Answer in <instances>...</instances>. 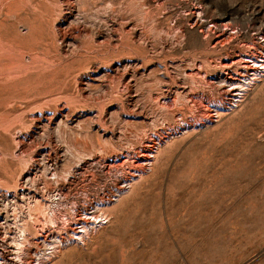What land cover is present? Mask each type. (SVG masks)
I'll list each match as a JSON object with an SVG mask.
<instances>
[{
	"label": "rangeland",
	"instance_id": "374dc122",
	"mask_svg": "<svg viewBox=\"0 0 264 264\" xmlns=\"http://www.w3.org/2000/svg\"><path fill=\"white\" fill-rule=\"evenodd\" d=\"M0 237V264H264V0H0Z\"/></svg>",
	"mask_w": 264,
	"mask_h": 264
},
{
	"label": "bare ground",
	"instance_id": "6f19581e",
	"mask_svg": "<svg viewBox=\"0 0 264 264\" xmlns=\"http://www.w3.org/2000/svg\"><path fill=\"white\" fill-rule=\"evenodd\" d=\"M152 1V0H151ZM157 1V0H156ZM157 3V2H156ZM140 16H141V14H140ZM214 32V31H213ZM229 41V40H228ZM223 44V43H222ZM250 46V45H249ZM251 47H253V46H251ZM254 48V47H253ZM250 50V49H249ZM251 51V50H250ZM244 53H246V52H244ZM248 53V52H247ZM253 53V52H252ZM250 55V54H249ZM237 56H241V54H238ZM244 56H246V55H244ZM253 56V55H252ZM255 57V56H254ZM254 60V59H253ZM241 61V60H240ZM234 62V61H233ZM225 63H227L226 61H225ZM225 63H224V65H223V67L225 66ZM233 64H236V63H233ZM241 64H243V63H241ZM244 65H246L245 63H244ZM229 67L231 66V65H228ZM228 66H226V67H228ZM194 68V67H193ZM236 69V68H235ZM238 70V69H237ZM254 71H257L258 70V68H254L253 69ZM240 71V70H239ZM238 72V71H237ZM197 74V73H196ZM200 74V73H199ZM198 74V75H199ZM239 74H240V72H239ZM230 75V74H229ZM228 77V76H227ZM226 76L224 77V79L226 80V81H228L229 82V84H231V83H234L235 82V79H236V77H235V79H234V77L232 76V74L227 78ZM202 79L201 80H203L204 81V83H206V84H208V86H211V88L213 87V84L210 82V81H208V79H207V77H201ZM204 86H205V84H204ZM223 88V87H222ZM225 89V88H224ZM223 91H225V90H223ZM226 92V91H225ZM228 92V91H227ZM227 94V93H226ZM213 98V97H212ZM212 98H211V100H212ZM198 99V98H197ZM208 99V98H207ZM214 100V99H213ZM214 101H216V99L214 100ZM218 101V100H217ZM172 102V101H171ZM201 102V101H200ZM220 104H223L224 103V99H220ZM175 103V102H174ZM173 103V104H174ZM214 103V102H213ZM192 105V104H191ZM190 105V106H191ZM194 105V104H193ZM217 106H218V104H217ZM60 110H62V109H60ZM208 110V109H207ZM50 121V120H49ZM103 128V127H102ZM128 156V155H127ZM118 158V157H117ZM116 159V158H115ZM113 161H115V160H113ZM120 163V162H119ZM126 163V162H125ZM112 165H113V163H112ZM128 166V165H127ZM35 201H34V205H31L32 207L34 206V208L35 207H37V206H39V199L38 198H35L34 199ZM29 207V206H28ZM79 208V207H78ZM30 209V208H29ZM80 211V210H79ZM83 211V210H82ZM74 213H75V218H77V219H79L78 217H79V213H77V210L76 209H74ZM57 215H58V213L53 209L50 213H49V219H50V221H52V222H54V221H56V220H54V219H56V217H57ZM81 220H83V219H81ZM24 223H26V222H24ZM23 223V224H24ZM84 223V222H83ZM22 224V225H23ZM24 225H26V224H24ZM21 227V226H20ZM22 227H24V226H22ZM83 227H86V225L84 224V226ZM22 229V228H21ZM23 231H25L24 229H22ZM85 230V229H84ZM86 230H87V228H86ZM48 236V235H47ZM3 237V236H2ZM1 238V237H0ZM45 239V238H44ZM19 240H20V237H19ZM33 241V240H32ZM4 242V241H3ZM23 242H25L24 240H23ZM22 243V242H21ZM21 248V247H20ZM20 248H18V249H20ZM18 251V250H17ZM16 254H17V252H16ZM4 255V254H3ZM11 257V256H10ZM4 259V258H3ZM12 259V258H11ZM5 261V260H4ZM7 261V260H6Z\"/></svg>",
	"mask_w": 264,
	"mask_h": 264
}]
</instances>
